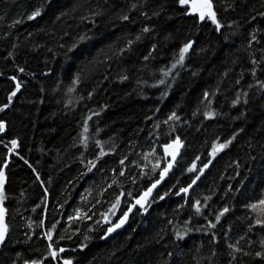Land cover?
I'll list each match as a JSON object with an SVG mask.
<instances>
[{
	"label": "trees",
	"instance_id": "trees-1",
	"mask_svg": "<svg viewBox=\"0 0 264 264\" xmlns=\"http://www.w3.org/2000/svg\"><path fill=\"white\" fill-rule=\"evenodd\" d=\"M193 2L0 0V264H264V0Z\"/></svg>",
	"mask_w": 264,
	"mask_h": 264
},
{
	"label": "water",
	"instance_id": "water-1",
	"mask_svg": "<svg viewBox=\"0 0 264 264\" xmlns=\"http://www.w3.org/2000/svg\"><path fill=\"white\" fill-rule=\"evenodd\" d=\"M203 3V0H194V2L192 3V9L194 12L199 13L198 9L200 8L201 4ZM4 134V133H3ZM176 140V139H175ZM169 142L168 144L164 145L162 147V154L164 156V160L166 163V166L164 167L167 168L168 164L171 163L172 167L167 171V173L165 175L162 176V171L159 174V178L156 182H154L153 184H155L156 186L153 188L152 185L149 186L139 197H137L134 200V208L140 210V211H145L151 204L152 200L154 199L156 193L158 191L161 190V188L164 186L165 182L167 181L168 177L170 174L173 173V171L175 170V168L177 167V164L179 163L183 151L185 149V143L179 139V141L182 144V147H179L178 151H177V146L174 144V141ZM169 145H172V147H168ZM167 148V151H166ZM176 152V158L175 160L172 159V156L170 155V153ZM149 189H151V191L149 192ZM4 191V181H3V186L2 189H0V194H2ZM148 192V195L145 196V193ZM143 197V200L141 201L143 204V207H141V204L137 203V200H141V198ZM119 204V201H117L115 203V205L107 212V214L104 216L103 218V224L105 226H109L111 225V217L113 215V213L115 212V210L117 209V206ZM0 216H2V222H0V227H5V211L3 209V207L0 205ZM119 223V222H118ZM114 227V226H113ZM124 227V223L119 227V228H115L114 231H111V234H117L118 232H120ZM7 232L5 234V238H6ZM4 238V239H5ZM28 264H33V263H28Z\"/></svg>",
	"mask_w": 264,
	"mask_h": 264
},
{
	"label": "snow or ice",
	"instance_id": "snow-or-ice-1",
	"mask_svg": "<svg viewBox=\"0 0 264 264\" xmlns=\"http://www.w3.org/2000/svg\"><path fill=\"white\" fill-rule=\"evenodd\" d=\"M188 2H189V0H180V3H181V4L188 3ZM212 8H213V6H212V3H211V0H203V3L201 4L200 8L198 9L200 19L203 20L204 17H205V15L207 14V15L209 16V18H211L212 21H213L214 23H217V27L219 28L220 25H219L218 21L216 20V14H215V12L212 10ZM39 14H40L39 12H35L32 16L29 17V19H34L35 16H38ZM124 18L127 19V17H124ZM145 31H147V29H145ZM191 46H192L191 43L186 44V45L184 46V48L182 49V51H181V53H180V57H179L180 62H182V61L184 60V54H185V53L191 48ZM173 67H175V65H173ZM165 75H168V73H165ZM161 83H163V81H161ZM17 90H19V85H17ZM71 90H72V89H70V91H71ZM13 95H15V92L13 93ZM0 110H2V109H0ZM170 119H178V117H176L175 114H173V116L170 117ZM0 128H3V124H0ZM84 131H85V132L88 131L87 127L84 128ZM86 140H87V137H85V143H86ZM15 143H16V142L13 141V144H15ZM228 143H231V141H229ZM174 144L177 146V151H178L179 147H182V144H181V142L179 141V138H176V140L174 141ZM168 147H172V145H169ZM226 147H227V144H219V145H218V149H219V150H223V149L226 148ZM218 149H217V148H214V149H213V153H215ZM166 151H167V148H166ZM170 155L172 156V159L175 160V158H176V152L170 153ZM92 166L94 167L95 165L93 164ZM171 167H172V165H171V163H169L168 166H167V168L163 169V171H162V176L165 175V174L167 173V171H168ZM195 167H196V166L193 165V168L190 169V170H194ZM205 167H207V165H205ZM121 174H123V173H121ZM200 174L202 175V171H201ZM3 176H4L3 172H0V189H2V186H3ZM196 179H199V175L196 177ZM194 182H195V181H193V183H194ZM155 186H156L155 184L152 185L153 188H154ZM150 191H151V189H149V192H150ZM183 191H184V192H187L188 189L185 188V189H183ZM147 195H148V192L145 193V196H147ZM2 198H3V196H2V194H0V199H2ZM142 200H143V197L141 198V200H137V203H138V204H141V207H143V204H142V202H141ZM258 204H259V205H264V199H261L260 201H258ZM249 207H250L251 209H256V208H257V204L249 205ZM197 211H199V201H197ZM227 211H228V209L225 208V209H224V212H227ZM126 219H127V215L125 214L124 217H123V219H122L119 223H117L116 225H114L113 228L108 229V231L111 232V231H114L115 228H119V227L124 223V221H125ZM0 222H2V216H0ZM256 223H257V224H262V225H264V220H257ZM213 226H214V225H213ZM5 234H6V227H0V243H3L4 238H5ZM49 238H51V237H49ZM237 250L239 251V249H237ZM60 251H63V249H61ZM52 255H53V257H55L56 252L53 251V252H52ZM257 255H260V254L258 253ZM65 264H70V262L65 261Z\"/></svg>",
	"mask_w": 264,
	"mask_h": 264
},
{
	"label": "flooded vegetation",
	"instance_id": "flooded-vegetation-1",
	"mask_svg": "<svg viewBox=\"0 0 264 264\" xmlns=\"http://www.w3.org/2000/svg\"><path fill=\"white\" fill-rule=\"evenodd\" d=\"M116 214H117V209L115 210V212L112 215L113 217L111 219V225L107 226L109 229L113 228L114 225H116L118 222H120L119 220L117 221Z\"/></svg>",
	"mask_w": 264,
	"mask_h": 264
},
{
	"label": "rangeland",
	"instance_id": "rangeland-1",
	"mask_svg": "<svg viewBox=\"0 0 264 264\" xmlns=\"http://www.w3.org/2000/svg\"><path fill=\"white\" fill-rule=\"evenodd\" d=\"M205 16H208L207 14L205 15ZM157 159H158V163H161L162 161H164V156H163V154L162 155H158L157 156ZM166 166V165H165ZM113 217V216H112ZM111 217V218H112ZM118 221V220H117Z\"/></svg>",
	"mask_w": 264,
	"mask_h": 264
}]
</instances>
